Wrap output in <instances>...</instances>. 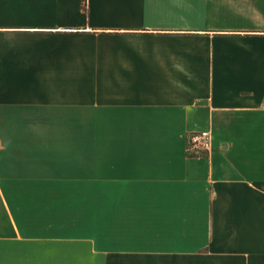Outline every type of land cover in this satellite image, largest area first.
Here are the masks:
<instances>
[{"label": "crops", "instance_id": "crops-1", "mask_svg": "<svg viewBox=\"0 0 264 264\" xmlns=\"http://www.w3.org/2000/svg\"><path fill=\"white\" fill-rule=\"evenodd\" d=\"M0 264H264V0H0Z\"/></svg>", "mask_w": 264, "mask_h": 264}, {"label": "built area", "instance_id": "built-area-1", "mask_svg": "<svg viewBox=\"0 0 264 264\" xmlns=\"http://www.w3.org/2000/svg\"><path fill=\"white\" fill-rule=\"evenodd\" d=\"M212 151L211 133L208 130H192L186 136V153L193 156L195 153H205L207 156Z\"/></svg>", "mask_w": 264, "mask_h": 264}]
</instances>
